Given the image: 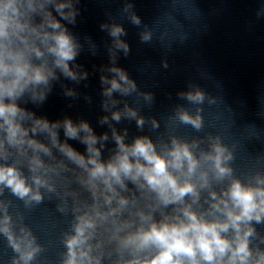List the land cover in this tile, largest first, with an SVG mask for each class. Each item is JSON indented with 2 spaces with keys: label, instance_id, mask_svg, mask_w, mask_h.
<instances>
[{
  "label": "clouds",
  "instance_id": "obj_1",
  "mask_svg": "<svg viewBox=\"0 0 264 264\" xmlns=\"http://www.w3.org/2000/svg\"><path fill=\"white\" fill-rule=\"evenodd\" d=\"M81 14V0H0V240L11 249L8 264H40L47 248L25 214L46 199L66 220L55 264H264V153L238 173L235 143L177 134L180 126L202 132L203 105L217 103L193 81L176 93L192 108L176 104L160 132L161 121L141 111L155 93L118 64L131 53L124 23L105 12L108 63L90 72L78 58L96 57L99 46L73 31ZM118 14L139 29L141 44L152 43L133 0H122ZM97 73L96 127L41 113L57 87L67 108L81 96L93 105L79 88ZM133 122L143 134L130 135Z\"/></svg>",
  "mask_w": 264,
  "mask_h": 264
}]
</instances>
